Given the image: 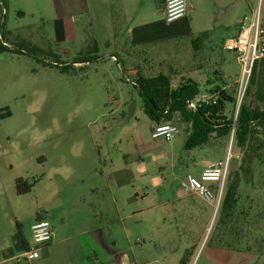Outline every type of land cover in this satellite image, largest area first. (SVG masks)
Listing matches in <instances>:
<instances>
[{"label": "rangeland", "instance_id": "1", "mask_svg": "<svg viewBox=\"0 0 264 264\" xmlns=\"http://www.w3.org/2000/svg\"><path fill=\"white\" fill-rule=\"evenodd\" d=\"M3 1L0 202L5 200L3 183L10 179H138L149 185L145 205L160 204L131 222L153 264H169L173 258H179L178 264H235L247 259L250 264H264V246L248 251V242L241 239L229 247H241L242 252L216 247L228 226L222 222L220 208L213 214V207L195 195H189V200L176 199L187 195L179 187L186 174H200L193 160L216 162L228 156L226 185L232 172L245 168L247 147L237 146L231 133L225 137L212 133L205 145L189 150L184 132L170 141L152 139V123L143 112L135 75L128 69L145 77L167 75L172 88L190 79L206 93L212 90L205 88L207 79L217 78L214 84L226 86L228 96L233 97L239 66L223 43L237 34L251 8L259 7L264 17V0H249L250 7L229 9L195 6L186 0L185 16L179 19L192 18L202 33L136 48L127 66L110 57L116 52V36L131 28L121 8L89 0L85 9L64 13L63 3L73 0ZM61 30L66 32L61 35ZM253 94L244 103L252 100L262 107L264 74ZM5 111L9 115L1 117ZM223 114L233 126V101L226 102ZM176 120L174 116L172 122ZM253 128L254 135L264 137L261 126ZM251 164L255 184L249 189L241 181L240 203L246 211L250 204L264 210V161L252 159ZM242 175L239 179H248ZM150 179L160 186L151 185ZM242 233L246 237L245 226Z\"/></svg>", "mask_w": 264, "mask_h": 264}, {"label": "crops", "instance_id": "2", "mask_svg": "<svg viewBox=\"0 0 264 264\" xmlns=\"http://www.w3.org/2000/svg\"><path fill=\"white\" fill-rule=\"evenodd\" d=\"M188 1L195 6L198 3L199 6H212L214 9L251 6L249 0ZM89 2V0L65 1L61 7L64 13L77 12L88 7ZM99 2L109 8H121V13L130 20L131 28L127 30V34L116 36V52L110 56L121 66L131 64L130 52L136 48L200 32L196 30L190 17L182 21L176 19L167 22L163 0H99ZM65 32L61 30V35ZM198 45L199 41L195 42V47ZM192 163L198 164L201 172L210 162L193 160ZM16 180L10 179L3 183L2 195L5 200L0 202V264H28L22 258V254L31 245L30 227L38 219L50 222L53 239L40 248L39 257L31 264H153L148 251L143 249L142 237L131 226L132 221L136 223L138 217L160 206L145 205L150 196L146 181L22 179L31 184V188L27 193L17 195ZM138 182L141 185L139 188ZM149 182L156 187L160 186L159 182L151 179ZM0 183L2 184V179ZM189 198V195L180 194L176 199L180 201ZM23 209L26 210V214H22ZM249 262L247 259L236 261L235 264H250ZM168 263L178 264L180 260L173 258L169 259Z\"/></svg>", "mask_w": 264, "mask_h": 264}, {"label": "trees", "instance_id": "3", "mask_svg": "<svg viewBox=\"0 0 264 264\" xmlns=\"http://www.w3.org/2000/svg\"><path fill=\"white\" fill-rule=\"evenodd\" d=\"M0 1L4 4L3 0ZM197 41L195 40V42ZM129 73L135 75L134 85L142 98L143 112L152 124L171 122L174 116L177 117L176 124L181 132L187 135L186 150L205 145L212 133H215L217 137H225L231 133L232 123L226 120L223 112L226 102H234V96H228L227 91L221 93L216 105L191 110L187 108V101L194 99L200 92V87L196 82L188 79L172 88L168 76L162 73L152 77H145L137 70H131ZM263 74L264 59L254 66L246 90V97L249 95L255 96L253 91L259 85L260 76ZM215 81H218V79H207L205 87L219 89L223 86L214 84ZM258 101H262V99L260 98ZM8 115L9 112L5 111L1 114V117ZM257 125L264 130V102L262 107L254 105L252 100L249 103L243 102L234 124L233 137L237 146L247 147L245 151L247 157L244 159L246 165L244 169H241L242 172L231 173L223 190L224 195L220 206L223 219H221L228 226H226L225 231H222L220 242L216 244V247L220 249L240 251L242 250L241 247L239 249L236 246L231 248L229 245L230 242L234 244L241 239L248 242L246 247L248 251L256 245H259V249L260 246L261 249L264 246V229H262L264 210H258L257 206L251 207L250 204L246 211L240 203L242 199L241 181L244 180L242 184L248 186L249 189L255 184V173L253 172V166H251L252 159H256L260 163L264 161V137L260 138L254 135L253 127ZM242 174L245 177L248 175V179H239L238 175ZM30 188L31 184H27L22 179L15 181L17 195L27 193ZM243 226L247 228L246 237L242 233Z\"/></svg>", "mask_w": 264, "mask_h": 264}, {"label": "built area", "instance_id": "4", "mask_svg": "<svg viewBox=\"0 0 264 264\" xmlns=\"http://www.w3.org/2000/svg\"><path fill=\"white\" fill-rule=\"evenodd\" d=\"M165 20L171 22L184 16L186 11V0H163ZM223 49L234 54L235 61L239 66V75L234 81V107L235 120L239 108L246 97V90L254 71V66L264 59V18L258 7L251 11L249 16L243 17L236 35L225 39ZM209 93L199 92L192 100L187 101V108L196 110L211 105H216L221 93L226 91V86L219 89L211 87ZM233 123L231 134L234 132ZM181 132L176 122H164L152 124L150 136L152 139L170 141ZM229 157L222 161L210 162L204 166L199 176L187 174L180 181L179 187L187 195H195L213 207V214L216 213L222 202V194L228 176ZM31 245L28 246L22 258L28 263L39 257L40 248L49 244L53 239V229L46 219H38L32 223Z\"/></svg>", "mask_w": 264, "mask_h": 264}, {"label": "water", "instance_id": "5", "mask_svg": "<svg viewBox=\"0 0 264 264\" xmlns=\"http://www.w3.org/2000/svg\"><path fill=\"white\" fill-rule=\"evenodd\" d=\"M231 143H232V138L229 141L228 150H230Z\"/></svg>", "mask_w": 264, "mask_h": 264}]
</instances>
